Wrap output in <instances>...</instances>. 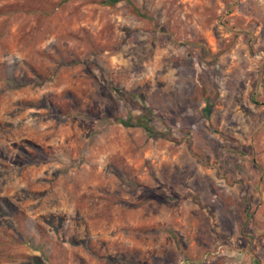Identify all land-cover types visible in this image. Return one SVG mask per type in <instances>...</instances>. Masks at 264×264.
Returning <instances> with one entry per match:
<instances>
[{
	"label": "rangeland",
	"instance_id": "rangeland-1",
	"mask_svg": "<svg viewBox=\"0 0 264 264\" xmlns=\"http://www.w3.org/2000/svg\"><path fill=\"white\" fill-rule=\"evenodd\" d=\"M108 1L0 0V264H264V0Z\"/></svg>",
	"mask_w": 264,
	"mask_h": 264
},
{
	"label": "trees",
	"instance_id": "trees-1",
	"mask_svg": "<svg viewBox=\"0 0 264 264\" xmlns=\"http://www.w3.org/2000/svg\"><path fill=\"white\" fill-rule=\"evenodd\" d=\"M116 1H117V0H109L108 2H110L111 4H113V3H115ZM127 3H128L129 5H131V2L128 1V0H127ZM131 6H132V5H131ZM136 12H137V14L139 13L138 11H136ZM210 109H211V106H210V105H207L206 108H205V112H206V115H207V116H208V114H209V112H210ZM145 130H146L147 132L150 133L149 128L146 127V126H145ZM35 264H41V263H39V262L36 261Z\"/></svg>",
	"mask_w": 264,
	"mask_h": 264
}]
</instances>
